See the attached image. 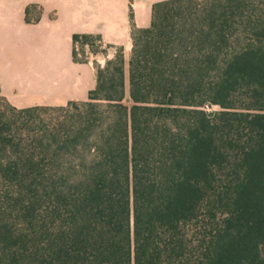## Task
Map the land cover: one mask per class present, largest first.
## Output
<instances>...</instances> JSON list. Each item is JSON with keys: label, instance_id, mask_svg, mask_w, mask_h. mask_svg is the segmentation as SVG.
<instances>
[{"label": "trees", "instance_id": "obj_1", "mask_svg": "<svg viewBox=\"0 0 264 264\" xmlns=\"http://www.w3.org/2000/svg\"><path fill=\"white\" fill-rule=\"evenodd\" d=\"M129 36L126 96L120 47L84 101L0 96V264H264V0L155 2Z\"/></svg>", "mask_w": 264, "mask_h": 264}, {"label": "crops", "instance_id": "obj_2", "mask_svg": "<svg viewBox=\"0 0 264 264\" xmlns=\"http://www.w3.org/2000/svg\"><path fill=\"white\" fill-rule=\"evenodd\" d=\"M132 2L0 0V96L16 110L84 101L94 87V64L102 67L112 58L113 48L120 47L125 66L130 24L135 28L149 25L150 10L145 2ZM28 5L39 9L38 19L29 23L24 21ZM74 34L98 35L102 46L110 47L83 63L74 62Z\"/></svg>", "mask_w": 264, "mask_h": 264}, {"label": "rangeland", "instance_id": "obj_3", "mask_svg": "<svg viewBox=\"0 0 264 264\" xmlns=\"http://www.w3.org/2000/svg\"><path fill=\"white\" fill-rule=\"evenodd\" d=\"M158 1H162V0H143V3L145 2V4H146V8H149V10H150V7H151V5L153 4V3H155V2H158ZM130 3H133L132 2V0H130ZM114 48H116V47H114ZM106 47H103V46H101V47H98V51H100V50H102V51H106ZM129 50H130V46H129V48L128 49H126L125 50V54H126V59H127V57H128V53H129ZM75 52H76V58L77 59H85L86 60V58H88L90 55H100V53H96V54H92L88 49H87V47H83V48H79L78 46L76 47V49H75ZM126 76H127V67H126V65L124 66V93H125V96H126ZM124 103V102H123ZM216 108L215 107H213V106H211V107H209L208 109H205L204 108V110L205 111H207V112H209V111H214ZM49 114V112H42V113H40V115H41V117H45V116H47Z\"/></svg>", "mask_w": 264, "mask_h": 264}]
</instances>
